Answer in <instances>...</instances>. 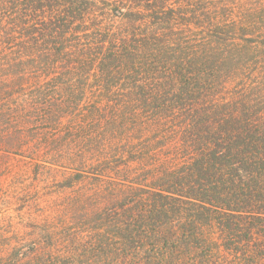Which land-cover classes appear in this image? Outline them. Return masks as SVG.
<instances>
[{
  "label": "trees",
  "instance_id": "16d2710c",
  "mask_svg": "<svg viewBox=\"0 0 264 264\" xmlns=\"http://www.w3.org/2000/svg\"><path fill=\"white\" fill-rule=\"evenodd\" d=\"M0 75L10 123L27 102L58 157L122 177L20 264L264 257V0H0Z\"/></svg>",
  "mask_w": 264,
  "mask_h": 264
},
{
  "label": "rangeland",
  "instance_id": "374dc122",
  "mask_svg": "<svg viewBox=\"0 0 264 264\" xmlns=\"http://www.w3.org/2000/svg\"><path fill=\"white\" fill-rule=\"evenodd\" d=\"M3 77L0 75V94L5 89ZM58 87L64 90V86ZM1 97L5 96L0 95V264H20L29 250L57 248L65 243L81 216L75 213L81 211L76 210L74 197L92 189L93 178L122 177L113 173L97 176L89 166L79 170L69 165L56 155L65 138L52 132L27 102L13 111L16 117L10 123L9 112H4L7 102ZM64 121L73 126L82 122L79 117ZM70 152L68 149L66 156ZM104 202L102 199L97 204ZM19 253L24 256L17 257ZM221 253L220 263L239 264L233 252L222 248ZM244 264H264V257L253 255Z\"/></svg>",
  "mask_w": 264,
  "mask_h": 264
}]
</instances>
